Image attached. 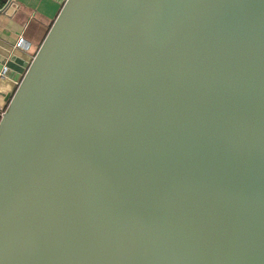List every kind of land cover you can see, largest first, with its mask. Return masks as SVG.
Instances as JSON below:
<instances>
[{
  "label": "water",
  "instance_id": "water-1",
  "mask_svg": "<svg viewBox=\"0 0 264 264\" xmlns=\"http://www.w3.org/2000/svg\"><path fill=\"white\" fill-rule=\"evenodd\" d=\"M29 67L0 264H264V0H66Z\"/></svg>",
  "mask_w": 264,
  "mask_h": 264
},
{
  "label": "crops",
  "instance_id": "crops-1",
  "mask_svg": "<svg viewBox=\"0 0 264 264\" xmlns=\"http://www.w3.org/2000/svg\"><path fill=\"white\" fill-rule=\"evenodd\" d=\"M65 2L0 0V81L15 86L14 91L1 90L2 93L14 94ZM22 38L26 49L17 47ZM6 107L4 99L0 98V113Z\"/></svg>",
  "mask_w": 264,
  "mask_h": 264
},
{
  "label": "rangeland",
  "instance_id": "rangeland-1",
  "mask_svg": "<svg viewBox=\"0 0 264 264\" xmlns=\"http://www.w3.org/2000/svg\"><path fill=\"white\" fill-rule=\"evenodd\" d=\"M15 86H13L10 82L5 81V80H1L0 81V90H4V91H14Z\"/></svg>",
  "mask_w": 264,
  "mask_h": 264
},
{
  "label": "built area",
  "instance_id": "built-area-1",
  "mask_svg": "<svg viewBox=\"0 0 264 264\" xmlns=\"http://www.w3.org/2000/svg\"><path fill=\"white\" fill-rule=\"evenodd\" d=\"M17 47H18V48H25V49H26V46H25V44H24V39H23V38L19 41V43L17 44ZM4 74H5V73H3V75H4ZM3 75H2V76H3ZM18 85H19V84H18ZM18 85H17V86H18ZM3 113H4V112L0 113V115H3Z\"/></svg>",
  "mask_w": 264,
  "mask_h": 264
},
{
  "label": "trees",
  "instance_id": "trees-1",
  "mask_svg": "<svg viewBox=\"0 0 264 264\" xmlns=\"http://www.w3.org/2000/svg\"><path fill=\"white\" fill-rule=\"evenodd\" d=\"M51 27V26H50Z\"/></svg>",
  "mask_w": 264,
  "mask_h": 264
}]
</instances>
